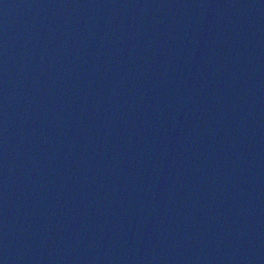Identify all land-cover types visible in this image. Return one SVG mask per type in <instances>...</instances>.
I'll list each match as a JSON object with an SVG mask.
<instances>
[{
	"label": "water",
	"instance_id": "95a60500",
	"mask_svg": "<svg viewBox=\"0 0 264 264\" xmlns=\"http://www.w3.org/2000/svg\"><path fill=\"white\" fill-rule=\"evenodd\" d=\"M0 264H264V0H0Z\"/></svg>",
	"mask_w": 264,
	"mask_h": 264
}]
</instances>
